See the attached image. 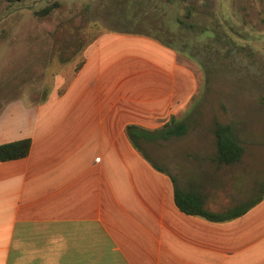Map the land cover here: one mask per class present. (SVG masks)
<instances>
[{"label":"crops","instance_id":"crops-1","mask_svg":"<svg viewBox=\"0 0 264 264\" xmlns=\"http://www.w3.org/2000/svg\"><path fill=\"white\" fill-rule=\"evenodd\" d=\"M196 83L177 51L110 31L45 100L4 102L0 146L31 145L0 159V264H264V196L229 181L242 159L223 164L217 148L181 147L157 162L146 151L186 136L159 131L189 118ZM197 203L245 212L214 221L189 213Z\"/></svg>","mask_w":264,"mask_h":264},{"label":"rangeland","instance_id":"rangeland-1","mask_svg":"<svg viewBox=\"0 0 264 264\" xmlns=\"http://www.w3.org/2000/svg\"><path fill=\"white\" fill-rule=\"evenodd\" d=\"M55 1L59 7L39 15ZM122 5V0L37 4L27 0L7 9L0 3V107L15 97L34 103L45 100L57 75L69 82L86 47L99 35L120 29ZM187 5H193L192 19L179 29L177 43L197 80L186 112L189 131L182 138L146 146V151L159 162L166 149L217 148L216 128L234 127L244 156L238 175L229 181L232 186L238 183L242 194L251 195L255 189L260 198L264 195V0L181 2L184 8ZM14 8L20 10L9 16Z\"/></svg>","mask_w":264,"mask_h":264},{"label":"trees","instance_id":"trees-1","mask_svg":"<svg viewBox=\"0 0 264 264\" xmlns=\"http://www.w3.org/2000/svg\"><path fill=\"white\" fill-rule=\"evenodd\" d=\"M183 1L184 0H122L123 5L121 6L119 12L120 17L118 18L120 29L112 30L111 32L150 37L179 52L177 43L180 37L179 29L185 24L186 19H192V13L194 11L193 5H187L185 8L181 6V2ZM13 2H15V0H13ZM59 6L60 3L55 1L38 14L42 17L47 16ZM192 24L193 23L188 25L192 27ZM80 66L81 63L77 69ZM188 130L189 125L186 121L177 122L173 120L159 131V137L168 139L173 136H182L185 135ZM215 137L217 138V156L219 162L223 164L238 163L243 156L244 148L240 144L235 128L231 126H218L215 130ZM30 145V141L28 140L2 145L0 146V159L7 161L25 157L29 153ZM262 197H260V199ZM179 205L182 207L180 201ZM194 207L195 209L189 213L200 215L214 221L231 219L245 212L244 209L221 216L205 211L199 203Z\"/></svg>","mask_w":264,"mask_h":264}]
</instances>
